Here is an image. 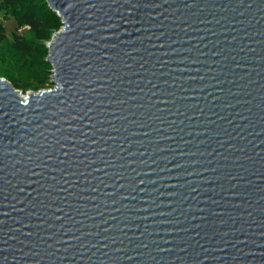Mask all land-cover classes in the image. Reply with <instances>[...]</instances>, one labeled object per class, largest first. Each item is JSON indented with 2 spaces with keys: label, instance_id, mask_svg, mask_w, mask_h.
Instances as JSON below:
<instances>
[{
  "label": "water",
  "instance_id": "obj_1",
  "mask_svg": "<svg viewBox=\"0 0 264 264\" xmlns=\"http://www.w3.org/2000/svg\"><path fill=\"white\" fill-rule=\"evenodd\" d=\"M54 88L0 78V264H264V0H48Z\"/></svg>",
  "mask_w": 264,
  "mask_h": 264
},
{
  "label": "rangeland",
  "instance_id": "obj_2",
  "mask_svg": "<svg viewBox=\"0 0 264 264\" xmlns=\"http://www.w3.org/2000/svg\"><path fill=\"white\" fill-rule=\"evenodd\" d=\"M29 1L42 15L54 17L53 24L46 28V38H38L25 22L23 9L4 7L0 0V35L4 37L0 41V78L7 79L23 95L54 88L48 44L63 25L60 17L50 9L48 0ZM15 35L23 36L30 44V50H17L13 45Z\"/></svg>",
  "mask_w": 264,
  "mask_h": 264
},
{
  "label": "trees",
  "instance_id": "obj_3",
  "mask_svg": "<svg viewBox=\"0 0 264 264\" xmlns=\"http://www.w3.org/2000/svg\"><path fill=\"white\" fill-rule=\"evenodd\" d=\"M2 6H13L23 9L25 22L35 32L38 38H46V28L53 24L54 17H46L45 15H42L36 7H31L29 0H2ZM3 38V35H0V41ZM13 45L17 50L22 52H27L31 48L30 44L21 35L14 36Z\"/></svg>",
  "mask_w": 264,
  "mask_h": 264
},
{
  "label": "built area",
  "instance_id": "obj_4",
  "mask_svg": "<svg viewBox=\"0 0 264 264\" xmlns=\"http://www.w3.org/2000/svg\"><path fill=\"white\" fill-rule=\"evenodd\" d=\"M30 27V26H29Z\"/></svg>",
  "mask_w": 264,
  "mask_h": 264
}]
</instances>
